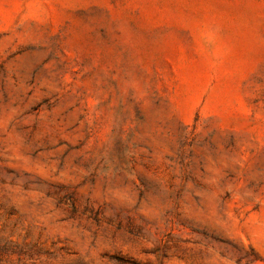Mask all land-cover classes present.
Segmentation results:
<instances>
[{
    "label": "rangeland",
    "instance_id": "obj_1",
    "mask_svg": "<svg viewBox=\"0 0 264 264\" xmlns=\"http://www.w3.org/2000/svg\"><path fill=\"white\" fill-rule=\"evenodd\" d=\"M0 264H264V0H0Z\"/></svg>",
    "mask_w": 264,
    "mask_h": 264
}]
</instances>
